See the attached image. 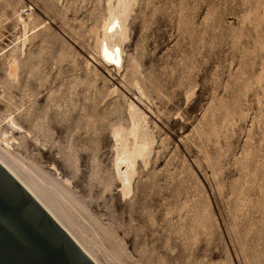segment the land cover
I'll return each mask as SVG.
<instances>
[{
  "label": "rangeland",
  "instance_id": "1",
  "mask_svg": "<svg viewBox=\"0 0 264 264\" xmlns=\"http://www.w3.org/2000/svg\"><path fill=\"white\" fill-rule=\"evenodd\" d=\"M106 1L0 0V117L39 137L15 152L71 181L77 202L41 188L105 264H264V0H138L119 75L98 59ZM128 98L157 141L125 198L112 133Z\"/></svg>",
  "mask_w": 264,
  "mask_h": 264
},
{
  "label": "bare ground",
  "instance_id": "2",
  "mask_svg": "<svg viewBox=\"0 0 264 264\" xmlns=\"http://www.w3.org/2000/svg\"><path fill=\"white\" fill-rule=\"evenodd\" d=\"M137 1L138 0L106 1L107 16H105L106 18L103 22V26L100 27L102 30L100 35H98V59L100 65L106 69L111 68L116 75L122 74L126 68V46L130 41L129 22ZM17 20L21 28L19 42L20 50L25 54L30 36L33 33V28L31 27L32 20L31 17L26 18L21 14H19ZM11 60L8 72L11 79H15L18 76L19 62L17 59ZM105 71L107 72L108 70ZM109 75L108 73V76ZM134 86L139 92L138 99L136 100L145 102L143 99L144 92L141 86L136 82ZM118 91L119 88L114 86L109 91L108 95L113 96ZM136 100L132 98H128L127 100L128 125H120L118 128L114 129L112 133L114 139L113 164L115 175L119 183L120 192L125 198L131 197L134 194L136 177L138 175V162L141 161L144 166H148L154 151L155 142L157 141L154 135L155 130L153 131L150 125V117ZM18 119L19 118H17L16 114L13 112H9L2 119L0 117V163L50 213L96 264H105L97 254L96 248L76 230L74 218L68 214L60 204L58 205L56 200L50 198V194L41 188L42 183L47 187L50 185L54 188L52 190L58 193L59 197H69L76 201L70 189L72 185L71 181L61 175V172H59L60 168L58 169L55 164H51V169L55 171L56 177L52 176L39 165H34V167L26 165L15 152L14 143L20 144V142H17V134L20 135L23 141L29 138L36 141L39 140V137L33 135ZM80 134L82 135V133Z\"/></svg>",
  "mask_w": 264,
  "mask_h": 264
},
{
  "label": "water",
  "instance_id": "3",
  "mask_svg": "<svg viewBox=\"0 0 264 264\" xmlns=\"http://www.w3.org/2000/svg\"><path fill=\"white\" fill-rule=\"evenodd\" d=\"M0 264H96L1 163Z\"/></svg>",
  "mask_w": 264,
  "mask_h": 264
}]
</instances>
